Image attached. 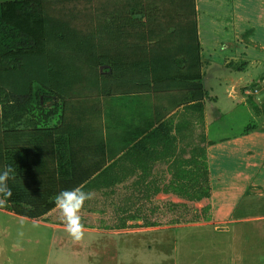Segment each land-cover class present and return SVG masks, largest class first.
<instances>
[{
	"label": "trees",
	"instance_id": "trees-1",
	"mask_svg": "<svg viewBox=\"0 0 264 264\" xmlns=\"http://www.w3.org/2000/svg\"><path fill=\"white\" fill-rule=\"evenodd\" d=\"M103 60L106 71H100ZM201 68L195 0L0 1V91L11 98L0 102V170L14 169L8 181L13 195L0 208L36 220L55 207L63 190H107L125 181L102 170L103 102L176 89L182 90L178 105L196 103L201 111ZM34 86L42 101L59 103L58 125H6L18 121L12 108L31 100ZM250 104L264 114V104ZM194 162L199 175L189 189L197 196L185 197L209 198L204 151ZM150 182L131 186L143 184L140 198L150 199L159 190ZM209 211L202 208L201 217ZM140 213L142 226L155 225L149 213Z\"/></svg>",
	"mask_w": 264,
	"mask_h": 264
},
{
	"label": "crops",
	"instance_id": "crops-1",
	"mask_svg": "<svg viewBox=\"0 0 264 264\" xmlns=\"http://www.w3.org/2000/svg\"><path fill=\"white\" fill-rule=\"evenodd\" d=\"M237 1L203 0V19L201 0H195L202 66V46L218 42L230 46L229 39L219 34L231 28L233 31L237 26ZM258 5L264 9V0H258ZM227 47L214 53V58L227 52ZM210 51H206V57ZM228 57L253 62V59L236 55L235 51ZM181 94L182 90L174 89L161 96L151 93L120 96L103 102L102 170L110 175L116 173L117 178L125 181L112 187L113 190L90 191L94 196L83 208L87 209L86 213L100 212L93 211L92 205L99 203L98 197L107 199L106 205L113 206L119 215L112 224L101 220L87 224L84 218L81 223L85 238L76 242L67 234L56 207L36 220L0 208V217L9 218L13 226L46 233L47 247L42 264H264V129L261 132L247 130L245 135L240 133L216 142L209 139L207 124V153L206 148L202 151L206 157L210 195L190 200L185 197L190 189L184 169L196 157V162H201V139L189 142L195 132L201 130V111L196 103L178 105ZM169 109L162 121H158ZM221 120L222 117L215 122ZM159 164H166V172L170 173L168 186L160 184ZM143 178L153 185L158 184L159 190L150 199L140 198L143 184L131 186V182ZM184 183L187 188L183 187ZM118 186L123 193L112 195ZM160 193L175 195L178 202L149 209L150 221L155 225L142 226L140 212L146 207L145 203ZM174 205L178 206L177 210ZM184 205L187 211H183ZM205 205L210 208L207 219L201 217ZM195 215L200 217L195 219ZM173 219L178 221L173 222Z\"/></svg>",
	"mask_w": 264,
	"mask_h": 264
},
{
	"label": "rangeland",
	"instance_id": "rangeland-1",
	"mask_svg": "<svg viewBox=\"0 0 264 264\" xmlns=\"http://www.w3.org/2000/svg\"><path fill=\"white\" fill-rule=\"evenodd\" d=\"M203 10L205 8L203 7V0H201V17L204 19L205 16H202ZM236 10L237 19L235 24L237 26L233 27V31L231 28L230 31L219 34L220 37L229 39L230 46L227 47L222 42H218L213 46H202L204 61L201 73L205 99L202 102L201 130L195 132L196 135L191 137L189 142L193 143L200 138L201 150L206 148V153L208 145L206 142L207 124L210 126L208 133L209 139L216 142L221 138L227 139L240 133L241 135H245L247 130L261 132L264 129V114H256L250 104V101L258 107L264 104V9L258 5V0H238ZM208 35H210L209 32ZM204 38L206 40V37ZM235 38H238V41ZM226 47L228 51L223 54L221 53V56L215 59L214 57L217 51L220 52L219 49L225 50ZM209 50L211 51L208 57H206L205 53ZM234 51L236 55L245 56L249 60L253 59V62H245L242 57L229 59L228 56ZM224 57L228 59L223 60ZM106 70H108V65L103 60L100 71ZM34 94L32 99L26 103L24 100L14 105L15 108L12 109L15 114L19 115L18 121L6 125L19 127L38 125V127L43 128H51L58 125L60 118L59 103L54 102V100L42 101L43 97L40 94L38 86H34ZM8 97V94L0 91V102L2 100L5 102L10 100L11 98ZM220 117H222L221 122L216 123L215 121ZM98 121H103V119L101 118ZM194 160L184 169L187 172L188 185L192 178L199 175L195 170ZM165 165L159 164L161 171L160 184L162 186L170 185L169 183L171 181L168 178L170 173L166 172ZM191 189V193L187 189L189 197L192 196V193L197 196L196 188L193 187ZM121 193L123 192L118 186L115 194L112 195L119 196ZM99 194L100 192L96 194V198L100 196ZM98 199L99 203L92 205L91 209L93 208V211L100 210V212L86 213L85 211L87 209L84 207L79 213L81 221L85 218L87 224H94L97 220L112 224L119 217L118 211L113 206L106 205L107 199H102V197H98ZM177 199L175 195H164L160 193L156 197L153 196L150 202L145 203L146 207L143 208V211L148 214L149 209L154 207L164 208L167 203L176 204L178 202ZM190 204L192 208L193 204ZM86 207L88 208L89 205H86ZM56 213L59 217L58 210H56ZM10 223L9 218L2 219L0 217V264H42V259H45L44 256L47 247V240L44 236L46 233L40 231L39 233L36 229L33 230L32 228L23 226L19 228ZM22 230L27 232V234L23 233ZM2 246H4V249H2Z\"/></svg>",
	"mask_w": 264,
	"mask_h": 264
},
{
	"label": "clouds",
	"instance_id": "clouds-1",
	"mask_svg": "<svg viewBox=\"0 0 264 264\" xmlns=\"http://www.w3.org/2000/svg\"><path fill=\"white\" fill-rule=\"evenodd\" d=\"M14 169L6 166L0 170V206H4L8 199L13 195L8 181L12 179ZM92 192H85L76 187L70 190L59 192L54 200L55 207L59 212V218L65 225L67 234L73 241L79 242L85 238L84 226L79 215L86 201L92 199Z\"/></svg>",
	"mask_w": 264,
	"mask_h": 264
}]
</instances>
